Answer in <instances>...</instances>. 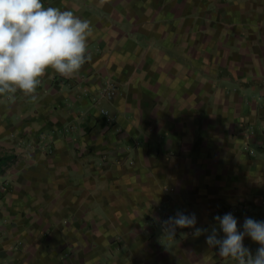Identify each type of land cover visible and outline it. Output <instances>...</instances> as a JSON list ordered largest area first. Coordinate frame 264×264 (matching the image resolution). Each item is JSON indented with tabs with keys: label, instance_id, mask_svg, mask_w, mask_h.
<instances>
[{
	"label": "crops",
	"instance_id": "0c3cea01",
	"mask_svg": "<svg viewBox=\"0 0 264 264\" xmlns=\"http://www.w3.org/2000/svg\"><path fill=\"white\" fill-rule=\"evenodd\" d=\"M41 2L90 21L91 59L47 70L35 101L0 96L23 151L0 153V262L236 264L162 222L194 213L223 238L216 216L264 221V0Z\"/></svg>",
	"mask_w": 264,
	"mask_h": 264
},
{
	"label": "clouds",
	"instance_id": "9594fccd",
	"mask_svg": "<svg viewBox=\"0 0 264 264\" xmlns=\"http://www.w3.org/2000/svg\"><path fill=\"white\" fill-rule=\"evenodd\" d=\"M92 35L90 21L70 10L44 7L41 0H0V96L18 91L31 101L37 99V88L47 70L72 78L91 59L88 38ZM217 227L211 232L196 228L195 214L177 211L162 225L170 238L177 228H194L195 236L208 233L206 243L218 248L219 256L231 258L236 264H264V221L245 218L243 231L237 219L226 213L214 217ZM250 237L260 247L255 255L244 246Z\"/></svg>",
	"mask_w": 264,
	"mask_h": 264
},
{
	"label": "rangeland",
	"instance_id": "374dc122",
	"mask_svg": "<svg viewBox=\"0 0 264 264\" xmlns=\"http://www.w3.org/2000/svg\"><path fill=\"white\" fill-rule=\"evenodd\" d=\"M13 129H14V126H1L0 125V153H3V151H1V149H5L6 147H10V148H7V149H12V151L14 152V153H16V158H15V160H13V161H11V163H10V165H8V166H5L6 168L7 167H9V166H11L12 168H14V167H17L18 165H19V161H17L18 160V157H17V155H20L21 153H23V151H21V149H19L20 147H21V145L19 144V143H6V142H3V138H4V136H6L5 134H7V132H9V133H11V131H13ZM16 145H20V146H17L16 147ZM32 145V146H31ZM32 147L34 148V143H32V142H30V143H28L26 146H25V150H27V151H30V150H32ZM16 151V152H15ZM25 154H26V152H25ZM3 155V154H2ZM14 157H15V155H14ZM0 158H1V155H0ZM6 168H4V170L6 169ZM3 169H2V167H0V174L3 172L2 171ZM4 186H5V182H4V180H1V177H0V194L1 193H3L4 191H5V188H4ZM4 189V190H3ZM74 225V223H67L66 225ZM160 242H163L165 245H166V241H164V240H161ZM122 255V254H121ZM123 256V255H122ZM106 257V256H105ZM4 260V259H3ZM104 260V259H103ZM13 262H15V260H14V258H5V264H11V263H13ZM0 264H4V263H1L0 262Z\"/></svg>",
	"mask_w": 264,
	"mask_h": 264
},
{
	"label": "built area",
	"instance_id": "2783aa9c",
	"mask_svg": "<svg viewBox=\"0 0 264 264\" xmlns=\"http://www.w3.org/2000/svg\"><path fill=\"white\" fill-rule=\"evenodd\" d=\"M101 97L106 99H112L116 95V88L111 84L103 89ZM105 115H108V111H104Z\"/></svg>",
	"mask_w": 264,
	"mask_h": 264
},
{
	"label": "trees",
	"instance_id": "16d2710c",
	"mask_svg": "<svg viewBox=\"0 0 264 264\" xmlns=\"http://www.w3.org/2000/svg\"><path fill=\"white\" fill-rule=\"evenodd\" d=\"M4 162H5V159L0 158V167L4 166V164H5Z\"/></svg>",
	"mask_w": 264,
	"mask_h": 264
}]
</instances>
